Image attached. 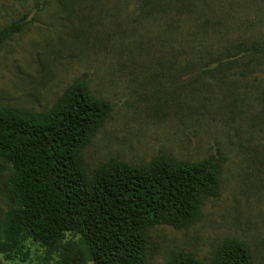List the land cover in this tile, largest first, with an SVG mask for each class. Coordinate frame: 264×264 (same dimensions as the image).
I'll return each instance as SVG.
<instances>
[{
    "label": "rangeland",
    "instance_id": "obj_1",
    "mask_svg": "<svg viewBox=\"0 0 264 264\" xmlns=\"http://www.w3.org/2000/svg\"><path fill=\"white\" fill-rule=\"evenodd\" d=\"M21 19L0 35V107L45 114L85 82L111 108L82 150L88 180L110 160L219 163V196L187 229L152 228L145 264H210L226 240L264 264V0H0V34ZM14 175L0 169V229ZM26 253L0 264H89L69 234Z\"/></svg>",
    "mask_w": 264,
    "mask_h": 264
},
{
    "label": "trees",
    "instance_id": "obj_2",
    "mask_svg": "<svg viewBox=\"0 0 264 264\" xmlns=\"http://www.w3.org/2000/svg\"><path fill=\"white\" fill-rule=\"evenodd\" d=\"M24 26L21 19L0 35L14 36ZM110 112L83 81L45 114L0 107V169L15 171L0 229L5 260L25 262L28 243L56 247L69 234L89 264H145L152 228L187 229L200 218L202 203L219 196L220 165L211 159L188 163L160 154L142 167L110 160L88 180L82 150ZM167 264L201 262L178 252ZM210 264L252 261L245 245L226 240Z\"/></svg>",
    "mask_w": 264,
    "mask_h": 264
}]
</instances>
